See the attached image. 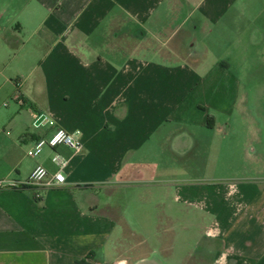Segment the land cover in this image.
<instances>
[{
    "label": "crops",
    "instance_id": "1",
    "mask_svg": "<svg viewBox=\"0 0 264 264\" xmlns=\"http://www.w3.org/2000/svg\"><path fill=\"white\" fill-rule=\"evenodd\" d=\"M244 85L264 95V0H0V99L15 102L0 117V179L18 183L0 189V264H127L126 218L97 190L145 184L161 167L181 182L167 196L200 214L202 239L180 264H264V176L201 187L174 169L209 159L217 119L243 118L216 112L246 101ZM39 116L84 148L28 156L52 131ZM54 152L68 161L64 183L20 185L38 164L53 171Z\"/></svg>",
    "mask_w": 264,
    "mask_h": 264
},
{
    "label": "rangeland",
    "instance_id": "2",
    "mask_svg": "<svg viewBox=\"0 0 264 264\" xmlns=\"http://www.w3.org/2000/svg\"><path fill=\"white\" fill-rule=\"evenodd\" d=\"M215 57L217 55H211L209 61ZM252 88L254 91L251 93ZM260 88V86L251 88L249 85L242 86L241 90L246 92L247 100L230 103V112H216L243 113V118L234 116L230 118L227 115L219 117L216 127L211 125L208 134L209 159L206 160V151H204L196 161L192 162V165H183L179 160L178 165L174 166L178 178L187 177L188 184L203 187L209 182L223 183L264 176V128H261L262 131L259 133L254 128L257 125L256 122L260 123L261 120L255 117V113H264V95L255 94V91ZM14 107L15 102L12 98L0 99V117L11 113ZM250 113L254 116H250ZM251 147L254 151L250 150ZM167 171L168 169L161 167L159 178L145 184L120 183L110 185L108 187L110 192L97 190L99 200L107 201L113 206L109 210L111 216L119 218L121 215L126 218L128 230L125 231V243L128 245L119 246L118 249L121 256L128 258L127 264H133V260L141 256H151L161 264H180V260L186 256L187 252L194 250V245L202 239L201 231L196 228L198 221L196 217L200 216L199 211L182 207L181 204H174L167 196L169 194L166 191L169 187L181 183L162 180L165 179L164 175H167ZM146 188L152 191L151 194L147 193V197L145 196ZM162 191H165L166 196L160 198L158 193ZM134 194H136L135 197ZM171 207L177 210L176 220L168 218L173 215L168 214ZM129 232L134 234L130 235ZM141 238H145L147 242L138 245ZM169 243L172 245L171 250H169L171 246ZM124 249L127 250L124 251ZM153 251L156 253L153 254ZM186 264H192V262Z\"/></svg>",
    "mask_w": 264,
    "mask_h": 264
},
{
    "label": "built area",
    "instance_id": "3",
    "mask_svg": "<svg viewBox=\"0 0 264 264\" xmlns=\"http://www.w3.org/2000/svg\"><path fill=\"white\" fill-rule=\"evenodd\" d=\"M20 83V79H17L16 84L20 85ZM40 123H46L48 126L52 127V131H50L49 135L40 137L34 141L33 145L26 151L28 156H39L42 153L44 147L54 149L58 145H66L67 147H70L75 153H79L82 148H84L78 132H68L64 128L57 126L53 119L47 118L45 116L37 117L35 124L39 125ZM50 160L55 165V169L53 171H49L45 166L38 164L33 168L29 177L24 180L23 183H20V185L52 187L64 183L65 176L63 174V170L68 165L67 159H65L59 153L54 152L50 157ZM9 183H12L13 185L18 184L7 181L6 179H0V189ZM36 196H39V194L36 193Z\"/></svg>",
    "mask_w": 264,
    "mask_h": 264
},
{
    "label": "trees",
    "instance_id": "4",
    "mask_svg": "<svg viewBox=\"0 0 264 264\" xmlns=\"http://www.w3.org/2000/svg\"><path fill=\"white\" fill-rule=\"evenodd\" d=\"M77 263H78V264H86V262H85L83 259H79V260H77Z\"/></svg>",
    "mask_w": 264,
    "mask_h": 264
},
{
    "label": "water",
    "instance_id": "5",
    "mask_svg": "<svg viewBox=\"0 0 264 264\" xmlns=\"http://www.w3.org/2000/svg\"><path fill=\"white\" fill-rule=\"evenodd\" d=\"M141 264H144V263H141Z\"/></svg>",
    "mask_w": 264,
    "mask_h": 264
}]
</instances>
